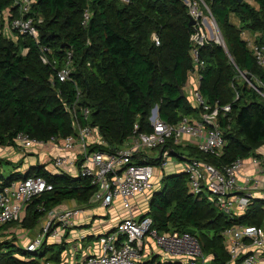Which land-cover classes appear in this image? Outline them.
I'll return each instance as SVG.
<instances>
[{
	"label": "trees",
	"instance_id": "trees-1",
	"mask_svg": "<svg viewBox=\"0 0 264 264\" xmlns=\"http://www.w3.org/2000/svg\"><path fill=\"white\" fill-rule=\"evenodd\" d=\"M201 1L214 17L225 48L213 41L200 47L199 58L205 66L199 90L209 103H230L231 120L220 118L226 141L220 155L193 146L182 149L190 157L222 168L237 158L257 156L255 150L264 145V97L245 80H237V69L264 78L241 36L243 30L258 32L256 41L264 44V0H252L255 5L246 0ZM85 10L90 12L86 26L82 24ZM4 12L8 20L19 15L13 0H0V145L15 146L20 132L42 141L72 134L66 105L76 99L77 89L78 104L89 108L88 123L98 128L105 143L90 145V150H115L131 136L135 125L139 132H151L148 116L156 104L159 117L168 122H176L179 114L195 112L186 94L180 96L192 66L190 36L194 30L183 0H33L27 15L34 18L39 44L50 49L47 64L41 61L39 44L31 37L16 33L14 39L2 33ZM68 52L72 80L61 82L54 78L51 61L61 65ZM29 176L43 177L51 188L27 203L24 217L15 222L25 229H33L65 201L87 207L96 189L88 176L51 173L45 164L30 165L24 173L6 177L0 174V186ZM186 180L184 172L163 174L146 214L159 232L193 230L203 252L213 255L212 264H221L227 261L222 230L234 224L261 225L264 199L252 198L245 214L228 219L213 201L189 193ZM44 245L29 253L4 240L0 242V264H39L47 252L57 260L61 247Z\"/></svg>",
	"mask_w": 264,
	"mask_h": 264
},
{
	"label": "built area",
	"instance_id": "built-area-1",
	"mask_svg": "<svg viewBox=\"0 0 264 264\" xmlns=\"http://www.w3.org/2000/svg\"><path fill=\"white\" fill-rule=\"evenodd\" d=\"M32 2L33 0H13V6L17 7L19 15L7 19L2 25V33L5 36L13 38L12 32L25 34L39 44L38 32L33 24L34 18L27 15ZM183 2L195 23L192 25L194 30L190 36L192 66L182 90L191 106L196 109L195 112L179 114L176 122H168L159 117L156 104L148 116L151 132H139L135 125L131 136L115 150H90V145L105 143L98 128L88 123L89 108L78 104L80 91L77 89L76 99L71 105H66L73 122L72 134L64 138L53 137L42 141L20 132L14 139L15 144L22 149L42 150L54 145L56 151L51 156V163L58 172L71 174L73 169L75 175L90 177L91 183L96 186L90 202L104 207L118 204L125 211L112 229L104 230L96 236L91 245L86 247L88 251L80 260H73L79 244L70 246L63 252L69 251L71 256L62 258L60 264H212L213 255L203 252L194 233L187 230L159 232L152 226V220L146 214L148 207L145 210L140 208L139 215L133 212L134 202L138 201V206L143 203L148 205L152 193L160 189L163 173L160 175L155 172L154 166L163 170L171 156L182 162L181 172L187 177L188 192L213 201L228 219L245 214L255 192L261 186L258 179L242 174L246 161L261 170L262 162L256 156L237 158L218 168L203 159L188 156L187 151L182 149L193 146L199 151L220 155L226 143L220 118H226L228 122L231 120L228 116L231 111L230 103H209L199 90L201 70L205 66V61L199 58V49L210 41L225 48L222 35L214 17L201 0ZM200 2L205 10L200 8ZM89 16L90 12L85 10L82 20L84 26L87 25ZM241 36L256 64L264 71V44L257 42L255 35H248L244 30ZM152 40L156 45L159 44L154 33ZM39 52L41 61L50 63V49L39 44ZM229 60L233 63L232 58L229 57ZM51 62L55 71L54 78L61 82L72 80L70 52L61 65L57 66L55 59ZM237 72L245 77L249 86L264 97V93L259 89H264V78L251 74L247 76L246 72L239 69ZM237 96L236 93L235 98ZM80 118L86 123L81 124ZM176 146H179V149H175ZM146 150L156 151L157 155L148 154ZM175 150L178 153H175ZM151 159L156 160V163L145 162ZM50 188L41 176H29L0 186V228L9 222L20 220L27 203ZM85 208L74 206L51 210L41 231L31 237L23 248L29 253H34L45 244L48 237L64 241L67 234L73 231L74 223L84 214ZM221 236L227 254V261L221 264H264V205L261 225L234 224L223 229ZM85 239L83 234L78 237L81 245ZM40 264L51 263L41 260Z\"/></svg>",
	"mask_w": 264,
	"mask_h": 264
},
{
	"label": "crops",
	"instance_id": "crops-1",
	"mask_svg": "<svg viewBox=\"0 0 264 264\" xmlns=\"http://www.w3.org/2000/svg\"><path fill=\"white\" fill-rule=\"evenodd\" d=\"M244 31H246V33L248 35H250V34L255 35L256 39L259 37L258 32H250L248 30H244ZM15 36H14V33L12 32V37L14 39L16 38ZM44 151H46V152H44ZM55 151H56V147L54 145H52V146L50 145L49 148L42 149V150L39 148L22 149L17 145H15V146L0 145V174H1V176L6 177L3 174V169H2L3 164H5L7 167L10 166L12 168V170H10V173H12V172L24 173L30 165H36V164H45V168L47 171H49L51 173H59L58 170L55 169L51 163V156H52L53 152H55ZM255 153L257 154V156H256L257 159L261 160V162H262L261 166H260L261 170H260V168L258 170L257 168L253 167L249 163V161H246L244 163L243 168H242V174L243 175L248 174V175L252 176L253 178H256L260 181L261 186L255 192L254 198H262L263 197L262 199H264V145H262L257 150H255ZM74 172L75 171L72 169L70 175H75ZM178 172H181V171H178ZM173 173H176V172H173ZM1 182L2 181L0 180V183ZM134 203H135V205L133 207V212L136 215H139V213H141L139 211L140 208H143L144 210L147 208V205L144 206V203L141 206H138L139 205L138 201H136ZM89 204H94L96 206L99 205V204H95L93 202H90ZM74 206H79V205L75 201L69 200V201H65V202L59 204L58 206L54 207L52 210H57L58 208H63V207H74ZM100 206H102V205H100ZM105 208H107V210L110 213H112L110 216H109L110 213H108V211L106 213V216H104V217L99 216L98 218H96V215L90 216L88 214H83L82 216H80L77 219V221L74 223V227L72 228L73 231L70 232L69 234H67V231H66L65 234H67V236H66V239L64 241L54 240V239L48 237L45 241L44 246L56 244V245L61 247V250L58 253L57 260L51 259L52 253L47 252L44 256H42L40 258V261L41 260H48L51 264H60V260L62 258L66 257V256H69V257L71 256L69 251H67L66 253H63V252L65 250H67L70 246H79V244H80V247L78 248L77 254L75 255V258L73 260H76V261L80 260L83 257V254L87 253V251H88L86 249V247L88 245H91V242L96 238V236L102 232L99 230V226L102 225V223L104 222V219H106L105 221L108 222L107 227L105 226V230L112 229L125 213V211L118 204L114 205L113 207H105ZM50 212H48L47 214L49 215ZM24 215H25V210H23L21 219L24 217ZM46 215L38 221L37 225L33 229H25V228L21 227L20 224L15 223V222L20 221L21 219L18 221L7 223L6 225H9L10 223L12 225L10 224L6 228L15 227V226H18L21 228V231L23 232V236H24L23 240H25L24 242L22 241L23 243L20 245L23 248L24 244L31 238V236L33 237L35 235V234L34 235L32 234L30 236V233H32L33 230H36V234L39 231H41V227L45 223V221H43V219L46 217ZM110 220H111V222H109ZM112 223H114V224L111 225ZM103 225H106V223H103ZM84 226L90 227L91 230L85 229L86 232L84 233L81 230L82 227H84ZM2 227L0 228V230L6 229V228H2ZM81 234L86 236V239L83 240L84 242L82 243V245L78 241V237ZM16 244H17V242H16ZM40 261H39V264H40Z\"/></svg>",
	"mask_w": 264,
	"mask_h": 264
},
{
	"label": "rangeland",
	"instance_id": "rangeland-1",
	"mask_svg": "<svg viewBox=\"0 0 264 264\" xmlns=\"http://www.w3.org/2000/svg\"><path fill=\"white\" fill-rule=\"evenodd\" d=\"M246 1H248L249 3L255 5V3L252 0H246ZM2 15H3L2 16V21H3V24H4L7 21V19H8V13L4 12ZM14 36H15V34H14ZM244 78L245 77L239 75V78H237V80L238 81H240V79L245 80ZM185 90H186V92H188V88L187 87L185 88ZM49 147L50 146H48L47 148H49ZM146 151H147L148 154L157 155L156 151H154V152L151 151V150H146ZM44 152H46V151H44ZM154 168H155L154 169L155 172L160 173V175H161V173H163V174H168L169 173L170 174V173H173V172L182 171V162L177 160L175 157L171 156L168 159L167 165L163 168V170H161L160 167H158V166H154ZM2 169H3V174L5 176L9 175L10 170H12V168L10 166L7 167L5 164H3V168ZM146 205H147V203H144V206H146ZM107 211H108L107 208H105L103 206H100V205L96 206L94 204H90V205H87V208H85L84 214H88L90 216L91 215H96V218H98L99 216H102V217L106 216ZM108 213H110V212L108 211ZM111 214L112 213H110L109 216ZM48 217H49V215L47 214L46 217L43 219V221H45V219H47ZM105 220L106 219H104L103 223H106V225H103V223H102V225L99 226V230L100 231H104L105 230V226L107 227L108 222H106ZM109 222H111V220ZM113 224L114 223H112L111 225H113ZM85 229L91 230V228L87 227V226L82 227L81 230L85 233L86 232ZM32 234L33 235L36 234V230H33V232L30 233V236ZM23 237H24L23 236V232L21 231V228L18 227V226L9 227V228L0 230V242H2L4 240H10L11 242H15V243L17 242V244L21 245L25 241V240H23Z\"/></svg>",
	"mask_w": 264,
	"mask_h": 264
},
{
	"label": "water",
	"instance_id": "water-1",
	"mask_svg": "<svg viewBox=\"0 0 264 264\" xmlns=\"http://www.w3.org/2000/svg\"><path fill=\"white\" fill-rule=\"evenodd\" d=\"M194 23H195V20L192 19V18H190V19H189V25H193ZM183 95H184V92H183L182 89H180V96L182 97ZM187 231H189V232H191V233H194V231L191 230V229H187Z\"/></svg>",
	"mask_w": 264,
	"mask_h": 264
}]
</instances>
